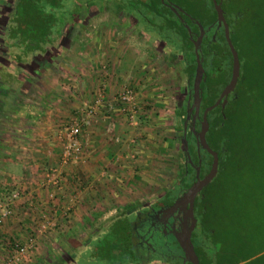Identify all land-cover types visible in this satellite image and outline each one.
Segmentation results:
<instances>
[{
    "label": "rangeland",
    "instance_id": "374dc122",
    "mask_svg": "<svg viewBox=\"0 0 264 264\" xmlns=\"http://www.w3.org/2000/svg\"><path fill=\"white\" fill-rule=\"evenodd\" d=\"M33 1L37 5L39 17L36 30H40V33H37V36L48 37L50 31L53 34L54 32L61 34L65 30H71L72 33L76 32L77 49L83 50L82 44L87 43L88 37L92 41L100 39L107 48L109 43L114 44L111 46L115 49L112 51L113 54L117 49L118 51L121 49L117 55L124 71H121L122 76H120L125 79L122 85L135 84L143 99L141 106L143 110L137 117L138 130L135 131V141L129 142L130 130L125 128L121 121H115V128L111 135H119L122 143L109 142L111 144L109 152L111 155L115 153L117 155L109 164L113 170L110 173L114 176L104 177L106 180L103 184L107 186L104 188L105 193H102L99 198L92 199L94 202L92 205H95L88 212V222L91 226L84 229L85 235L90 237L101 230L102 223L104 224L105 221L107 224L109 220L122 216L124 212L129 213L137 206L147 205L177 184L179 169L184 161L181 149L184 131L178 113L183 111L188 78L183 66L182 51L186 55V60L190 61L192 49H188L189 45L185 43L182 32L178 35L171 33L166 24H160V22L163 23L159 22L161 19L146 10L138 0ZM169 1H173L183 13L178 16L181 23L189 21L190 16L204 14L200 13L196 6L190 9V5L187 3L185 5L184 0ZM257 2L262 3L264 7V0H228L225 5L226 11L229 12L228 17L233 14V11L246 6L250 7L251 13L242 22L244 40L239 42L234 38L233 41L240 62L239 77L242 78L244 87L252 88L250 93L253 96H256L253 88L257 82L255 74L256 72L262 73V76L264 74L258 58L260 56L257 55L259 53L255 48L257 40L261 41L259 32L262 26L251 21V18L256 20V13L255 15L252 13L256 9L254 5ZM9 3L7 0H0L1 13L11 6ZM195 3L208 9L207 0H198ZM139 10L144 13L145 23L135 19L139 16L135 11ZM131 11L136 15L128 14ZM185 26L188 25L185 24ZM26 30L29 29L25 28L23 31L27 32ZM86 32H89L90 36H85ZM219 44L216 64L218 61L220 64L217 67V74L220 75V81L224 82L227 79L226 70L230 66V57L224 43ZM104 67L111 72L107 65ZM113 70L115 71L116 68ZM137 71L140 74L137 78H133V74ZM117 72L116 70V74ZM111 83L109 80L108 87ZM145 86H147L146 89H144ZM107 89L106 93H108ZM110 100L112 98L109 95L107 101ZM258 104L253 103V111L249 114L257 112ZM146 115L149 117L147 118ZM254 125L259 126L257 122ZM261 128L264 130V127ZM201 152L204 157V152ZM235 159V168L231 172L241 176L224 175L217 182H209L202 191L204 196L208 195L203 208L206 210L207 225H209L205 226L209 228L204 229L210 230L207 231V235H204L206 236L204 243L209 247L214 244L220 247L219 252L223 256L228 253L227 258H221L223 260L232 261L237 258L241 260L237 264H264V199L254 194L252 197L241 196L240 199L237 197L238 201L233 198V195L236 196L237 189L244 186L245 178L249 183L252 181L248 171L250 158L246 162L239 159V156ZM242 164H246V174ZM117 171L122 172V175H115ZM232 178L237 182L233 183ZM205 230L202 229L200 234L202 235ZM102 256L103 258H98L84 251L78 253L76 264H111L112 259L104 254ZM44 262L58 264V261L54 259ZM167 263L182 264L179 259L170 260Z\"/></svg>",
    "mask_w": 264,
    "mask_h": 264
},
{
    "label": "crops",
    "instance_id": "0c3cea01",
    "mask_svg": "<svg viewBox=\"0 0 264 264\" xmlns=\"http://www.w3.org/2000/svg\"><path fill=\"white\" fill-rule=\"evenodd\" d=\"M7 2L12 5L13 0ZM2 12L0 11V189H8L7 184L13 177L39 178L47 166L56 163L59 153L56 133L67 119L77 114L80 107L91 102L92 91L104 66L107 65L111 71L109 80L112 83L107 89V95H111L125 79L120 77L121 71H124L117 55L121 49L116 50V55L113 54L115 49L111 46L114 44L109 43V49L100 39L92 41L88 37L87 43L82 44L83 50L77 49L76 32L72 33L71 30H65L61 34L50 31L48 37L36 36L33 43L28 44L27 33L11 27L9 21L13 15L12 6ZM135 19L140 21L137 16ZM88 33L85 36H90ZM114 68L118 71L117 74ZM139 74L137 71L133 78H137ZM146 88L147 86L144 89ZM107 124V120L100 114L83 129V140L88 149L86 157L76 166V171L84 188L74 207L69 230L64 234L54 232V235L46 236L40 242V250L30 264H45L44 261L48 259H54L58 264H76L78 253L85 251L96 257L92 250L100 252L101 248H94L92 245L101 239L106 221L102 223L101 230L90 237L85 235L84 229L91 226L88 212L95 205H92V199L105 193L104 188L107 186L103 184L106 180L104 177L114 176L109 164L117 155L109 152L111 144ZM116 174L122 175V172L117 171ZM72 189L70 186L64 195V202L69 201ZM39 193L37 197L44 200L47 191L42 188ZM56 217L59 223L60 211ZM111 222L113 221L109 220L107 224ZM116 254L113 251L111 264H118Z\"/></svg>",
    "mask_w": 264,
    "mask_h": 264
},
{
    "label": "trees",
    "instance_id": "16d2710c",
    "mask_svg": "<svg viewBox=\"0 0 264 264\" xmlns=\"http://www.w3.org/2000/svg\"><path fill=\"white\" fill-rule=\"evenodd\" d=\"M160 0H151V4H147L150 6L149 9L148 6L145 7L146 10L152 12L156 16H158L160 24H166V27L169 28V31L175 34H179L180 32L183 33V38L185 40V43L189 45L188 49H192L193 51V43L191 40L193 39V36L191 34L192 30L189 26H183L181 22H179L177 19L167 18L164 15L160 13V11L157 9V3L159 4ZM257 1V0H254ZM27 4V5H26ZM31 4V5H30ZM141 5H145L144 3H140ZM26 5V9H25ZM12 18L9 21L11 23V27L21 31L26 29L28 39V44H32L35 37L37 36V33H40V30H36L39 21V17L37 14V5L33 0H13L12 3ZM256 9L253 11L252 14L255 15L256 13V20H252L253 22H256L257 24L262 26V29L259 32V38L261 41L257 40V44L255 46L256 52L261 61L262 68L264 69V7L262 3H258L254 5ZM119 11L118 9H116ZM134 11V9H132ZM132 11L128 14L134 15ZM233 11V10H232ZM232 19L234 22V30L235 35L234 38L238 39L239 42H243L244 35L242 33L244 26L242 25V22L248 18V14H250V7L246 6L245 8L238 9L236 11L232 12ZM136 15V14H135ZM139 20H143L144 13H142V10L138 11ZM161 17V18H160ZM215 20V13L213 17L207 21V24L204 26L207 28H210L206 34V47H209L211 43V28L214 29L215 25L213 27H210V25L213 24ZM241 22H240V21ZM240 23V25L238 24ZM238 24V25H237ZM153 25V24H152ZM199 29V27H202L201 24L196 25ZM10 27V28H11ZM168 30V29H167ZM213 34V33H212ZM25 35V34H24ZM40 37V36H38ZM42 38H46L44 36H41ZM191 39V40H190ZM222 39H224V36L222 35ZM225 42V41H224ZM233 45L235 47V43L232 40ZM236 49V48H235ZM227 50L229 52V60H230V66L227 72V79L224 80V82L220 81V75H216V68H212L207 74L206 81L201 84L205 86L207 91L205 90L204 96V106L211 105L215 102L216 98L218 97L219 93L223 89V87L226 85L227 81L230 77L231 72V64H232V56L231 52L229 51V48L227 47ZM211 53L208 52V55ZM218 54V52H217ZM183 62L185 64V70L187 71L188 77L192 76V71L195 68V56L192 52V59L190 61H187L186 55L183 54ZM218 56V55H217ZM214 54L212 53L211 57L209 58V65L212 66V60H213ZM217 60L215 58V65ZM256 72V85L253 87L254 91L256 92V96H253L252 93H250V90L252 88L250 87H244V83L242 78L239 77V80L235 84L234 92L227 101L224 108H220V106H216L214 109H212L208 116V133L206 135V141L209 145V147L217 153L219 156V164L217 168V172L215 177L210 181L212 183L217 182L220 180V178L224 175L231 176L237 173L231 172L232 169H234V161L235 158L241 159L242 161H248L250 162V166L248 168L250 180L249 183L247 181V178H245L244 186L240 187V189H237L236 196L233 195V198L237 200V197L240 199L241 196H249L252 197L254 195L261 197L264 199V130H262L261 127H264V74L262 76V73L260 74ZM241 81V82H240ZM246 98V100H244ZM253 100V101H252ZM259 103L258 110L255 112V114H249L253 111V103ZM186 115L187 112H185V106H183V111L178 113L179 119L182 121V128L183 123L186 121ZM255 122L258 123L259 126L254 125ZM260 128L259 130H257ZM186 139L188 141V144L190 146L191 140H193V135L190 130L186 134ZM182 153H183V165L179 169V179L177 180V184L171 187L168 191H166V197H169L170 193L175 189L178 188V186L183 185V187H188L191 182L196 178V168L200 165H204L203 173H206L210 166L212 157L207 152L204 151V154L206 158L203 157L202 153H198L197 149L195 150L194 147H192L193 151L189 150V160L186 159V155L184 153V143H182ZM246 157L244 160L243 158ZM248 157V158H247ZM203 159V160H202ZM207 160V161H206ZM242 167L245 171V174L247 173L246 164ZM240 168V167H238ZM241 169V168H240ZM200 174V173H199ZM238 175V174H237ZM236 175V176H237ZM241 176V175H238ZM233 183H236V179H231ZM230 181V180H229ZM248 183V185H247ZM245 193L247 195H245ZM250 193V194H249ZM254 194V195H253ZM229 197V196H227ZM208 195L204 196V193L201 194V199L199 200V212H201L202 215V226L203 230L204 228H209L206 226L208 222L206 210H203L204 203L208 200ZM264 203V202H263ZM201 206V207H200ZM111 223L106 224L104 227V233L101 235V239L96 244H93L92 246L95 248H101L100 252H97V250H94L93 253L96 254V257L103 258V254L108 256L109 259H111L113 256V251L117 252L116 254V263L118 264H132L136 261L133 259L131 255V249L129 241H127L128 237V229L131 227V217L128 216L127 213H123L122 216H118L115 219H112ZM206 225V226H205ZM123 229V230H122ZM209 229H206L203 231V235H207V231ZM210 231V230H209ZM122 234V236L120 235ZM206 238V236H205ZM211 245V244H210ZM201 247L203 257L205 258V264H237L241 262V260H237V258L233 259L232 261H226L221 258H227L228 253H225L224 256L221 252H219L220 247L217 245H207L206 243H200L199 245ZM215 248V250H214ZM218 250V251H217ZM106 252V253H105ZM108 253V254H107ZM249 258V257H248ZM244 260V259H243Z\"/></svg>",
    "mask_w": 264,
    "mask_h": 264
},
{
    "label": "built area",
    "instance_id": "2783aa9c",
    "mask_svg": "<svg viewBox=\"0 0 264 264\" xmlns=\"http://www.w3.org/2000/svg\"><path fill=\"white\" fill-rule=\"evenodd\" d=\"M109 79L110 72L103 67L92 91L91 102L80 107L77 114L61 125L56 133L60 149L56 163L47 166L39 178L16 176L7 184L8 189H0V264H30L46 236L54 235V232L64 234L69 230L74 207L84 188L76 171L78 163L87 155L83 129L96 115L107 118L110 142L122 143L119 135H111L118 120L130 130L129 142L135 141L137 117L143 110L141 93L135 84H124L110 95L112 100L107 101ZM70 186L73 189L69 201L64 202L63 197ZM42 188L47 191L44 200L37 197Z\"/></svg>",
    "mask_w": 264,
    "mask_h": 264
},
{
    "label": "flooded vegetation",
    "instance_id": "af4514ba",
    "mask_svg": "<svg viewBox=\"0 0 264 264\" xmlns=\"http://www.w3.org/2000/svg\"><path fill=\"white\" fill-rule=\"evenodd\" d=\"M196 1H198V0H184L183 2L185 3V5H186V3H187V5L189 4L190 9L192 8V6H196L197 9H199L200 13H204V14L199 15V16H195V17L190 16V17H188L189 21H185L184 23H182V25L185 26V24H187L191 28L192 33H193L191 35L193 36V39L192 40L190 39V40L192 43L194 40H196L200 36V33L202 32V34H201L202 36L200 38V42H199V46H198V55H199V58L201 59V64H202V67L204 69V72L202 75V80L200 81V91H201L200 96L201 97H200V101H199V112H198V116H196V119L194 121V129L196 132H198L201 129L202 113H203L205 108L210 106V105H208L206 107L204 106V101H203L204 99L203 98H204V96H206L205 90L207 91V89L205 88V86H203L201 84L204 82V80L206 81L207 74L212 68H216V75H217V67H219V66L215 65V58L217 56L218 49H220L219 43L223 42L226 48L228 47V44L226 42L223 24H221L219 26L216 23L217 15H216V10H215L213 0H207L208 9L204 8L205 6L201 7V6L197 5V3H195ZM138 2L144 3L145 4L144 7H147L149 4H151V0H138ZM216 3L220 4V7L223 11L225 21L228 25L229 37H230V40L232 42V40L234 39V35L236 33L234 30V22H233V20H231L232 15H230V17H228L229 12H227L225 9V5L228 3V0H216ZM174 4L175 3L173 1L160 0L159 4L157 3V9L165 17L172 18V19L175 18L180 22V19L178 16L183 15V13L176 7V4L175 5ZM149 8H150V6H148L147 9H149ZM172 8H174L176 11L172 10ZM135 12L137 13L138 11H135ZM214 13H215V20H214L213 24L210 25V27H213L215 25L214 26L215 28L214 29L211 28V30H210L211 31V35H210L211 37L210 38L212 41H211L209 47H206L207 44L205 42L206 41L205 37H207L206 34H207V32H209L208 30L210 28L206 29V27H204V26L207 24L206 20L211 19L213 17ZM134 15H135V13H134ZM137 15H138V13H137ZM198 24H201V26H202V27H199V29L196 26ZM238 24L240 25V23H238ZM222 35L224 36L225 40L222 39ZM210 51H211V53L208 55V52H210ZM229 51H230V49H229ZM192 52L195 56L194 44H193V51ZM212 53L214 54V57L212 60V66H210L209 65V61H210L209 58L211 57ZM239 64H240V62H239ZM183 66H184V70H185L184 62H183ZM195 68H196V62H195ZM195 68L192 71V76L187 78V86L185 88L186 94H185V98H184L185 99L184 100L185 112H187L188 108L191 107L192 102H193L192 85H193ZM231 70H232V64H231ZM226 71L228 72V69ZM186 73H187V71H186ZM187 76H188V74H187ZM230 76H231V72H230ZM239 76H240V67H239ZM239 76L237 78V81L239 80ZM229 80H230V77H229ZM229 80L227 81V83L229 82ZM234 88H235V86H234ZM234 88H233V90H231L227 94L226 101L224 102V105H222V103H223V99H222L217 106H220L221 109L225 107L227 101L229 100V98L231 97V95L234 92ZM217 98H216V100H217ZM187 103L189 104L188 106H187ZM194 112H195V107L192 108V110L189 114V118L186 119L185 124L183 123V131H184V126H185L186 134L188 132H190V130H191L192 117L194 115ZM209 112L207 113V116H208ZM207 133H208V129L205 133V138H206ZM192 135H193L194 139L191 140L190 146L188 144L189 150L191 149L193 151L192 147H194L195 150L197 149V151H198V148H199L200 154L202 153L201 151H203V152L206 151L204 148L201 147L200 144L197 145L196 137L193 133H192ZM211 157H212V155H211ZM211 163H212V161H211ZM218 164H219V156H218ZM203 169H204V165L201 164L200 168H199V173H200L199 178H203L209 171L208 170L206 173H203ZM195 180H196V178L191 182V184ZM188 187H183V185L178 186V188L176 190L174 189L169 194L170 195L169 197H166V191H165L158 198L152 200L147 205L137 206V208H135L133 211L127 213L128 216L131 217V227L128 229V241L130 244L131 255H132L133 259L136 261L135 263H132V264H170L167 262L170 260L176 261L177 259H179V262H182V264H192L187 259L184 261V252H183V249L181 248L179 241H178L179 238H181L183 240L185 239V236H186V234L189 231L190 226H191V220H190V217L187 213L188 206L179 205L176 207V209L170 210L171 206L175 205V203H178L182 200L184 191ZM203 189H205V186L198 192V194L195 197L194 202H193V216H194L195 222L193 225V229L191 230V234H190V239H191V242L193 244V248L195 250V253L197 255L199 264H205V258L203 257L201 247L199 246L200 243L204 242L205 237L203 234L202 235L200 234V232L203 229V226H202V215H201V212H199V210H198V208H199L198 203H199V200L201 199V194H203L202 193ZM203 210H204V208H203ZM172 247H174V248L172 249Z\"/></svg>",
    "mask_w": 264,
    "mask_h": 264
},
{
    "label": "water",
    "instance_id": "95a60500",
    "mask_svg": "<svg viewBox=\"0 0 264 264\" xmlns=\"http://www.w3.org/2000/svg\"><path fill=\"white\" fill-rule=\"evenodd\" d=\"M213 3L215 6L216 15H217L216 23L219 26L221 24H223V26H224V33H225L226 42L228 44V47L230 49L231 56H232L231 76H230L229 82L223 88V90L219 94L217 100L212 105H210L204 109V111L202 113L201 129H200V131L196 132L194 129V121L196 119V116H198V112H199V101H200V97H201L200 96L201 95L200 81L202 80V75L204 72V69H203L202 64H201V59L199 58V55H198V46H199L200 38L202 36L201 35L202 32H201L200 36L196 40L193 41L194 53H195V62H196V68H195V72H194L193 85H192L193 102H192L191 107H189L187 110L186 118L187 119L189 118V114H190L192 108L195 107V112H194V115L192 117L191 132L196 137L197 145L200 144L202 148H204L210 155H212L213 159H212L211 167H210L208 173L203 178H199V167L196 168V180L184 191L182 200L178 203H175V205L170 207V210H174L179 205L188 206L187 213H188L190 220H191V226H190V229L185 236V239L183 240V239L179 238L178 241H179V244H180V246L184 252V261L187 259L192 264H199L197 255L195 253V250L193 248V244H192L191 239H190L191 230L193 229V225L195 222V219L193 216V202H194V199L197 196L198 192L215 177L216 172H217V167H218V155L215 151H213L209 147V145L206 141V138H205V133L208 129L207 113L210 110H212L214 107H216L222 99H223L222 105H224V102L226 101L227 94L231 90H233V88L236 84L237 78L239 76V67H240L238 54H237V51H236L233 43L230 40L228 25L225 21L223 11L220 7V4L216 3V0H213ZM172 10L176 11L174 8H172ZM188 105L189 104L187 103V106ZM182 140L184 143V153L186 155V159L189 160V158H190L189 157V148H188V141L186 139V128H185V126H184V134H183ZM198 153H200L199 148H198Z\"/></svg>",
    "mask_w": 264,
    "mask_h": 264
}]
</instances>
